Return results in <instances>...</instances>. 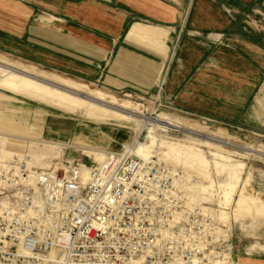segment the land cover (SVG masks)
<instances>
[{
	"label": "crops",
	"instance_id": "crops-1",
	"mask_svg": "<svg viewBox=\"0 0 264 264\" xmlns=\"http://www.w3.org/2000/svg\"><path fill=\"white\" fill-rule=\"evenodd\" d=\"M252 10L264 0H0V54L263 135L264 27L236 22Z\"/></svg>",
	"mask_w": 264,
	"mask_h": 264
},
{
	"label": "built area",
	"instance_id": "built-area-1",
	"mask_svg": "<svg viewBox=\"0 0 264 264\" xmlns=\"http://www.w3.org/2000/svg\"><path fill=\"white\" fill-rule=\"evenodd\" d=\"M137 142L107 151L86 179L85 165L29 175L16 157L0 160V264L231 261L218 209L190 198L203 182L155 156L135 155Z\"/></svg>",
	"mask_w": 264,
	"mask_h": 264
},
{
	"label": "rangeland",
	"instance_id": "rangeland-1",
	"mask_svg": "<svg viewBox=\"0 0 264 264\" xmlns=\"http://www.w3.org/2000/svg\"><path fill=\"white\" fill-rule=\"evenodd\" d=\"M256 12L236 21L242 31L264 27V12ZM52 76L105 91L0 54V158L18 157L16 163L23 168L25 159L30 158L31 170L38 172H62L75 164L97 167L107 151H118L122 144L138 138L136 146L146 143L147 150H152L151 154L161 162L186 170L203 185L212 182V200L201 192L190 198L211 202L220 212L219 234L228 238L234 248L230 264H238L236 254L264 258V156L233 146L264 153V134L248 126H229L211 116L181 113L157 97L105 92L127 100L141 116L175 118L184 129L143 125L128 117L119 105L112 109L107 102H93L70 93ZM159 154H166L170 162L159 158ZM246 195L254 201L247 203ZM257 204L262 207L258 209Z\"/></svg>",
	"mask_w": 264,
	"mask_h": 264
},
{
	"label": "bare ground",
	"instance_id": "bare-ground-1",
	"mask_svg": "<svg viewBox=\"0 0 264 264\" xmlns=\"http://www.w3.org/2000/svg\"><path fill=\"white\" fill-rule=\"evenodd\" d=\"M3 60H5V59H3ZM2 60V61H3ZM51 77V76H50ZM46 78V77H45ZM52 78H53V76H52ZM54 79L56 80V82H59L60 84H62V85H64V86H66V88H69L70 90H73V92L75 93V94H77V95H83V97L86 99V100H95V101H100V102H107V103H109L113 108L112 109H114V106H116V105H119V106H121L122 107V112H124L128 117L130 116V117H134L138 122H141L143 125H147V124H149V125H155V128H157L159 125H161L162 127H165V128H172V129H184L183 128V126H180V124H179V122L177 121V119H175V118H169V117H161V116H159V115H157L155 118L154 117H144V116H141V115H139V114H137V112H135V111H133V108L134 107H132V105H130V103L129 102H127L126 100H123V99H119V98H117V97H115V96H112V95H110V94H107V93H105V92H102V91H96V90H92V89H90V88H88L87 86H83V85H77V84H74V83H71V82H68V81H66V80H62V79H59L58 77H54ZM52 80V79H51ZM70 84V85H69ZM57 85V84H56ZM72 85V86H71ZM71 86V87H70ZM63 87V86H62ZM61 87V88H62ZM77 88H79V89H77ZM110 106V107H111ZM108 107H109V105H108ZM135 109V108H134ZM117 110H120L119 108H117ZM129 110V111H128ZM121 112V113H122ZM177 117V116H176ZM178 118V117H177ZM183 121V120H182ZM196 126V125H195ZM152 128H154L153 126H152ZM196 135H199L198 134V132L196 133ZM208 139H210V140H212V141H217L214 137H211V136H209L208 137ZM229 144V143H228ZM232 143H230L229 145H231ZM140 145H142V146H140ZM232 146V145H231ZM233 146H235V147H238L237 149H240L241 148V150H246V151H248V152H254V153H256V154H258V155H260V156H264V153H262V152H260V151H258V150H254V149H252V148H250V147H244V146H237V145H233ZM240 147V148H239ZM151 151L152 150H147V145H146V143H139L136 147H135V149L133 150V153L135 154V155H138V156H140V157H148V156H154L153 154H151ZM85 152V151H84ZM100 152V151H99ZM102 153V152H101ZM104 155V154H103ZM13 158H15V157H13ZM105 158V156H103V159ZM159 158H161V159H163L164 161H167V162H170V158L168 157V156H166V154L163 156V155H160L159 154ZM16 159L18 160V157H16ZM103 159H102V161H103ZM0 160H5V159H3V158H0ZM172 163V162H171ZM101 164V163H100ZM99 164V165H100ZM24 166H25V170H26V172L29 174V175H31V174H34V172H38V171H36V170H31V168L33 167L32 165H31V159L30 158H28V159H25V161H24ZM5 167H7V166H5ZM98 167V166H97ZM182 167L183 168H186L185 166H183L182 165ZM15 168H17V167H15ZM82 168V173H83V177H84V179H86L87 178V172L89 171V169H90V167H86V168H84V167H81ZM57 169V168H56ZM59 169V168H58ZM61 170H62V168H61ZM63 170H65V171H67V169H63ZM46 171H41V172H38V173H45ZM29 180H31L30 178H29ZM205 186H208L209 188L208 189H206L205 188ZM209 190H211V192L209 191ZM213 190H214V185L212 186V182L210 181L209 182V184L208 185H201V193H203V195H204V193L205 194H207V197H209V195H212V192H213ZM242 191V190H241ZM208 193H210V194H208ZM242 195H244L243 194V192H242ZM241 195V196H242ZM213 196V195H212ZM251 196V195H250ZM249 195L247 196L246 195V197H244V198H246V202L247 203H249V202H251V201H254V198H251ZM220 197H222V195L220 196ZM241 198V197H240ZM222 199H223V197H222ZM258 199V198H257ZM257 201V200H256ZM245 202V201H244ZM243 202V203H244ZM245 202V203H246ZM262 203V202H261ZM263 203H264V201H263ZM263 203L261 204V205H263ZM251 204V203H250ZM240 204L237 202V206H239ZM256 205V204H255ZM259 206V204H257V208L259 209V208H261L262 206H260V207H258ZM237 208V207H236ZM244 208V207H243ZM245 208H247V207H245ZM235 210V209H234ZM237 210V209H236ZM247 210H249V209H247ZM260 210H263V209H260ZM240 211H241V209H240ZM239 211V212H240ZM244 211H246L245 209H244ZM243 211V212H244ZM264 211V210H263ZM248 212V211H247ZM250 212V211H249ZM235 213H236V211H235ZM246 213V212H245ZM247 214V213H246ZM218 215H219V217H220V212L218 211ZM227 215H228V213H227ZM251 215V214H250ZM253 215V214H252ZM256 215H258V214H256ZM262 215H264V214H262ZM262 215H259V217H262ZM254 216V215H253ZM258 217V216H257ZM264 218V217H263ZM219 264H230V260L229 261H226V260H224L223 262H220Z\"/></svg>",
	"mask_w": 264,
	"mask_h": 264
}]
</instances>
